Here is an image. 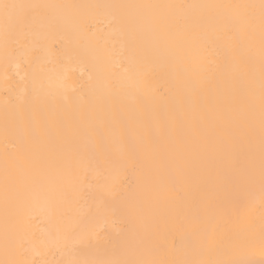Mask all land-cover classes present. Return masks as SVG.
<instances>
[{"label": "bare ground", "instance_id": "6f19581e", "mask_svg": "<svg viewBox=\"0 0 264 264\" xmlns=\"http://www.w3.org/2000/svg\"><path fill=\"white\" fill-rule=\"evenodd\" d=\"M0 3V260L264 264L260 0Z\"/></svg>", "mask_w": 264, "mask_h": 264}, {"label": "snow or ice", "instance_id": "6c2138e0", "mask_svg": "<svg viewBox=\"0 0 264 264\" xmlns=\"http://www.w3.org/2000/svg\"><path fill=\"white\" fill-rule=\"evenodd\" d=\"M40 7L39 5H24V4H8L0 3V27H2L5 41L7 43L9 36L11 35L12 29L19 25L24 18L27 10H32ZM141 7H161L153 5H145ZM194 7V6H189ZM234 7L237 9L252 10L259 8V17L261 22V31L264 35V0H260V4L257 5H235L227 6ZM247 23L249 26L255 20V13L253 11H247ZM250 110L254 111V106H251ZM260 135H261V179L264 182V44H262V62H261V85H260ZM111 166V165H110ZM115 182V180H114ZM262 245H264V236L261 239ZM0 264H17L15 260H0ZM32 264V262H28ZM69 264H75V262H69ZM106 264H155L150 261H136V260H116L109 261Z\"/></svg>", "mask_w": 264, "mask_h": 264}]
</instances>
